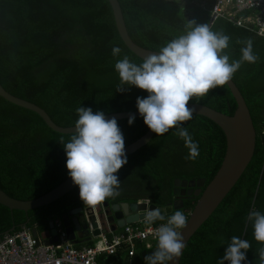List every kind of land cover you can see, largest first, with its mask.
<instances>
[{
    "label": "trees",
    "instance_id": "obj_1",
    "mask_svg": "<svg viewBox=\"0 0 264 264\" xmlns=\"http://www.w3.org/2000/svg\"><path fill=\"white\" fill-rule=\"evenodd\" d=\"M118 2L129 37L149 50L159 51L167 41L185 33L192 22H210L206 10L185 0ZM210 28L231 37L229 48L224 50L230 60L240 59L244 46L241 41H253L258 61L245 62L232 81L249 110L256 145L242 176L190 238L179 264H217L232 236L251 243L247 264H260L258 250L264 244L254 239L247 214L253 208L264 212V147L260 136L264 126V38L223 19L214 21ZM113 45L122 49L120 56L111 54ZM124 55L137 64L142 62L121 41L107 0H0V85L11 95L43 109L60 127L75 126L79 106L101 110L105 115L138 111L136 98L146 97L147 92L134 86L117 92L120 81L114 65ZM189 103L227 116L236 109L226 85ZM118 125L125 147L148 130L143 117L135 118L132 125L128 119L118 120ZM182 126L198 142L200 154L195 160L186 158L189 150L177 128L161 136L154 133L148 144L127 156V164L119 170L120 195L102 202L111 205L143 200L163 208L173 201L175 179H204L205 187L223 159L224 134L198 115ZM71 135L52 131L36 113L0 97V189L14 199L29 201L65 181L69 177L67 157L60 141L68 142ZM78 191L76 187L60 199L26 213L0 205V237L26 222L37 232L48 230L51 221L83 205ZM197 199H184L179 211L190 213ZM175 212L153 224L165 222Z\"/></svg>",
    "mask_w": 264,
    "mask_h": 264
},
{
    "label": "clouds",
    "instance_id": "obj_2",
    "mask_svg": "<svg viewBox=\"0 0 264 264\" xmlns=\"http://www.w3.org/2000/svg\"><path fill=\"white\" fill-rule=\"evenodd\" d=\"M231 37L223 31H213L207 23L192 22L188 30L167 41L158 52L149 54L140 64L127 55L117 59L114 65L119 75L117 92H125L134 86L147 92L146 97L136 98V107L145 125L161 136L177 128L189 153L186 157L195 160L199 145L183 122L193 118L195 107H189L193 98H203L217 87L231 81L235 73L247 62L255 64L259 57L253 51L252 39L241 41L240 59H231L224 51L229 48ZM122 49L113 45L111 54L118 57ZM129 85L128 88L122 87ZM75 131L68 142L60 143L66 153V168L72 182L79 188V197L84 204L97 205L107 198L120 195L119 170L127 164L125 139L115 117L107 118L101 110L79 106ZM135 116H130L132 125ZM148 223L163 221L160 209L146 213ZM188 217L176 211L166 223L156 228L157 245L146 264H171L183 255L187 247L182 232ZM254 239L264 244V212L253 208L247 214ZM251 243L232 236L224 255L217 264H247L246 253ZM260 264H264V247L258 250Z\"/></svg>",
    "mask_w": 264,
    "mask_h": 264
},
{
    "label": "water",
    "instance_id": "obj_3",
    "mask_svg": "<svg viewBox=\"0 0 264 264\" xmlns=\"http://www.w3.org/2000/svg\"><path fill=\"white\" fill-rule=\"evenodd\" d=\"M107 1L112 10L118 35L126 48L142 61L149 54L158 52L145 49L135 44L128 35L118 0ZM208 25L211 26L212 21H210ZM225 85L228 87L236 103V109L234 110L233 115L227 116L207 106L189 103V107H195L194 115L207 118L221 129L225 137V153L220 167L211 181L205 187L204 179L191 181L175 179L173 181V198L178 197L179 194L181 196L187 194V196L198 198L191 212L187 216L188 220L186 227L179 230L182 232L186 245L190 238L213 214L226 195L238 182L246 167L250 163L255 150L256 132L245 100L232 80ZM0 97L15 106L36 113L46 124V126L56 133L70 135L75 131L74 126L60 127L56 125L43 109L31 102L11 95L5 91L1 85ZM133 115L135 118L142 117L138 111L113 113L106 115V117H115L118 121L129 119V117ZM153 135L154 132L148 128L144 135L125 147L126 155H131L148 144ZM261 144L264 147V139H261ZM76 187L78 186H76L72 182L71 178L68 177L65 181L57 185L46 194L29 201L14 199L0 189V205L8 208L10 211L18 210L26 213L29 210L46 206L60 199L68 192L74 190ZM102 207L109 209L110 214L108 217H106L105 213L102 211L97 214V216H88L86 214V205L73 208L61 216L60 219L64 232L71 243L78 245L80 243L88 242L92 237L99 235L100 231L98 229L97 219H99L101 226L103 227L101 233H106L108 227L111 229V231H114L116 228H122L126 224H136L147 221V211L151 209H157L156 206L147 202H133L130 204L121 203L112 205H109L107 202H103ZM182 208L183 202L175 198L171 205L158 209L161 210L162 215L167 216L170 215L172 211H178ZM26 224L27 222L24 225L26 226ZM90 227L93 229L92 231ZM14 229L15 227L13 226L4 234L12 232ZM31 233L37 239H41L35 228L31 229ZM48 233L52 239H41L43 243L47 245L51 242L57 241V229L55 228L53 221L49 223ZM156 245L157 242L151 250L140 252L139 255L142 260V264H146L145 257L151 255L152 252L155 251ZM180 259L181 257L171 262V264H179Z\"/></svg>",
    "mask_w": 264,
    "mask_h": 264
},
{
    "label": "built area",
    "instance_id": "obj_4",
    "mask_svg": "<svg viewBox=\"0 0 264 264\" xmlns=\"http://www.w3.org/2000/svg\"><path fill=\"white\" fill-rule=\"evenodd\" d=\"M185 1L206 10L212 23L223 19L264 38V0ZM260 136L264 139V126ZM102 203L87 204L86 214L97 216L98 210L103 212ZM97 223L100 233L86 246L71 243L59 219L53 221L57 241L48 245L34 237L31 228L23 225L0 237V264H134L138 252L149 251L155 246L156 228L160 226L144 221L126 224L114 231L108 227L106 233H101L103 227L99 219Z\"/></svg>",
    "mask_w": 264,
    "mask_h": 264
},
{
    "label": "crops",
    "instance_id": "obj_5",
    "mask_svg": "<svg viewBox=\"0 0 264 264\" xmlns=\"http://www.w3.org/2000/svg\"><path fill=\"white\" fill-rule=\"evenodd\" d=\"M58 220V219H56ZM61 220V219H59ZM117 230L120 229V228H116ZM49 229L46 230V231H43V232H37L39 234V236L41 237V239H49L50 235H49ZM93 238H91L88 242H85V243H80L78 244L77 246H86V245H90L92 242H93ZM137 254H140L139 252ZM140 256L136 255L135 258H134V264H142V260L141 258H139ZM140 259V260H139Z\"/></svg>",
    "mask_w": 264,
    "mask_h": 264
},
{
    "label": "flooded vegetation",
    "instance_id": "obj_6",
    "mask_svg": "<svg viewBox=\"0 0 264 264\" xmlns=\"http://www.w3.org/2000/svg\"><path fill=\"white\" fill-rule=\"evenodd\" d=\"M192 197H193V196H187V194H185L184 196H181V195L179 194L178 197H175V198H177L178 200H180V201L183 202L184 199H188V198H192ZM175 198H173V201H174ZM173 201H172V202H173ZM136 202H145V201H143V200H139V201H136ZM121 203H128V204H130V203H133V202H130V201H120L119 203H116V204H121ZM171 204H172V203H171ZM111 205H112V204H111ZM100 212H101L100 210L97 211L98 214H99ZM103 212L105 213V216H106V217H108L109 214H110L108 208H103ZM188 214H189V213H188Z\"/></svg>",
    "mask_w": 264,
    "mask_h": 264
},
{
    "label": "rangeland",
    "instance_id": "obj_7",
    "mask_svg": "<svg viewBox=\"0 0 264 264\" xmlns=\"http://www.w3.org/2000/svg\"><path fill=\"white\" fill-rule=\"evenodd\" d=\"M85 205H87V204H84L83 203V206H85ZM186 216H188V213H185V212H183ZM167 222V219H166V221L165 222H163V223H166Z\"/></svg>",
    "mask_w": 264,
    "mask_h": 264
}]
</instances>
